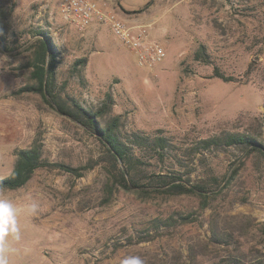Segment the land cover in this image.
<instances>
[{"label": "rangeland", "instance_id": "rangeland-1", "mask_svg": "<svg viewBox=\"0 0 264 264\" xmlns=\"http://www.w3.org/2000/svg\"><path fill=\"white\" fill-rule=\"evenodd\" d=\"M60 2L0 0V178L12 172L17 149L36 143L45 160L72 167L95 165L103 150L40 93L22 91L36 83L29 47L46 32L59 52L57 91L86 108L108 103L106 120L121 116L125 138L161 130L174 140L163 161L135 146L143 168L192 183L217 176L225 186L206 198L168 196L112 187L103 163L81 178L39 169L23 188L0 193L19 209L9 264H120L127 255L145 264H264V156L199 145L248 133L264 147V0H115L144 17L165 48L153 68L109 24L73 26ZM83 58L88 64L77 66ZM170 217L173 225H159Z\"/></svg>", "mask_w": 264, "mask_h": 264}, {"label": "trees", "instance_id": "trees-1", "mask_svg": "<svg viewBox=\"0 0 264 264\" xmlns=\"http://www.w3.org/2000/svg\"><path fill=\"white\" fill-rule=\"evenodd\" d=\"M152 2L146 5L148 8ZM42 38L37 39L29 47L31 59L27 64L32 69L34 86H26L22 91L40 93L50 108L59 115L70 119L79 125L85 132L94 137L102 147V153L95 165L84 167H72L63 163H53L43 158L41 147L36 143L28 148L16 150V162L9 176L0 178V193L4 190H18L27 185L34 173L39 169L59 170L81 178L85 173L96 165L103 163L110 175L112 187H118L125 191L139 190L143 192H155L168 196L200 195L207 197L214 194L219 187L225 186L223 179L211 176L208 181L192 183L191 177L184 179L176 172L166 173L150 172L143 168L144 161L136 155L134 147L146 148L155 153V156L163 161L167 150L175 147L171 137L163 135L161 130L155 136L134 132L128 138L123 137L121 132V116L116 115L106 120L110 114V106L105 103L101 107L86 108L77 99L57 91V68L59 52L50 36L41 32ZM2 48L11 53L12 49L1 43ZM200 56L199 54L196 55ZM88 59L83 58L76 62L77 66L85 67ZM217 77L229 80L218 70ZM200 148L210 149L223 146H241L247 154L260 153L264 156L263 145L248 133H224L201 140ZM225 179V178H224ZM182 220L192 222L191 216L181 217ZM159 225H173L174 217L165 221L157 220ZM157 225V226H159Z\"/></svg>", "mask_w": 264, "mask_h": 264}, {"label": "built area", "instance_id": "built-area-1", "mask_svg": "<svg viewBox=\"0 0 264 264\" xmlns=\"http://www.w3.org/2000/svg\"><path fill=\"white\" fill-rule=\"evenodd\" d=\"M60 11L73 26L83 30L93 23L109 24L122 42L136 51L140 65L156 67L166 57L165 48L148 32L151 24L132 23L103 10L94 0H61Z\"/></svg>", "mask_w": 264, "mask_h": 264}, {"label": "clouds", "instance_id": "clouds-1", "mask_svg": "<svg viewBox=\"0 0 264 264\" xmlns=\"http://www.w3.org/2000/svg\"><path fill=\"white\" fill-rule=\"evenodd\" d=\"M36 207L33 203L31 210L35 211ZM18 211L17 206L6 195L0 194V264H9V255L13 251L7 238H18ZM120 264H145V261L141 256L127 255L120 260Z\"/></svg>", "mask_w": 264, "mask_h": 264}, {"label": "crops", "instance_id": "crops-1", "mask_svg": "<svg viewBox=\"0 0 264 264\" xmlns=\"http://www.w3.org/2000/svg\"><path fill=\"white\" fill-rule=\"evenodd\" d=\"M94 1L97 2L103 10L107 12H114L122 19L128 20L132 23L150 24L145 20L144 17L126 12L128 8L124 3H121V5L123 6V8H121L120 6L116 5L115 0H94ZM152 38L155 39L153 36Z\"/></svg>", "mask_w": 264, "mask_h": 264}]
</instances>
